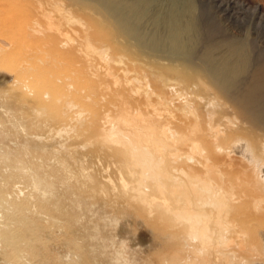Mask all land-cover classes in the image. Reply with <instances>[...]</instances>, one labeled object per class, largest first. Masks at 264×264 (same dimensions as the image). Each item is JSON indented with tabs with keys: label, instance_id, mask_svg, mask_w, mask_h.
<instances>
[{
	"label": "bare ground",
	"instance_id": "bare-ground-1",
	"mask_svg": "<svg viewBox=\"0 0 264 264\" xmlns=\"http://www.w3.org/2000/svg\"><path fill=\"white\" fill-rule=\"evenodd\" d=\"M66 1L68 9L67 2L65 8L61 2L53 6L55 17L44 2H37V16L21 10L10 18L0 17L1 28L23 27L26 37L48 39L49 45H54L55 30L61 39L54 42L65 50L55 54L67 56L56 59L47 53L35 66H10L16 58L8 61L7 56L15 52L20 57L24 51L17 48L21 43L0 35V65L11 67L10 81L42 101L54 102L62 111V122L69 121L70 128L88 136L87 142L94 138L117 151L131 178L120 173L122 186L131 188L129 198L169 220L189 251L211 255L217 250L220 264H232L231 254L236 257L233 264L263 259L253 248L255 235L264 237V199L253 186L252 174L233 171L230 134L241 127L250 131L256 157L264 164V59L250 64V54L237 41L204 42L198 48L195 20L184 17L192 0H171L157 17L159 0ZM23 6L21 0H0V13ZM95 16L109 27L122 50L121 78L107 69L99 74L102 66L97 68L93 56L111 49L94 43ZM220 48L225 52L218 53ZM149 52L166 53L167 61ZM63 65L65 71L59 70ZM44 73L49 77L37 81ZM6 195L3 191L0 198Z\"/></svg>",
	"mask_w": 264,
	"mask_h": 264
},
{
	"label": "rangeland",
	"instance_id": "rangeland-1",
	"mask_svg": "<svg viewBox=\"0 0 264 264\" xmlns=\"http://www.w3.org/2000/svg\"><path fill=\"white\" fill-rule=\"evenodd\" d=\"M52 1L47 4L46 0H21L26 8L6 10L7 13L4 10L0 17L10 18L15 12L26 10H32L30 12L37 16L40 14L37 2L45 3L49 15H54L53 6L61 1L54 0V5L49 7ZM63 1L61 6L66 5L67 1ZM192 2L191 9L184 11V17L188 20L193 16L195 20L198 48L204 42L206 46L210 41H213L210 44L237 41L243 43L250 54V64L263 61L264 0ZM158 3L154 16H160L161 9L165 11L171 6V0ZM66 6L68 9V2ZM110 21L108 18L107 22ZM91 23L96 36L94 43L107 44L111 49L103 48L93 56L99 63L97 68L102 66L99 74L103 75L107 69L121 78L124 68L117 40L97 16ZM16 28L9 25L0 29L1 36L23 47L17 48L24 51V55L19 57L14 52L7 56L8 61L16 58L13 64L7 63L10 66L27 67V63L35 66L47 53L56 59L67 58L63 53L55 54L59 49L65 51L59 42H54L61 39L55 30L52 46L48 39H39L40 42L34 36L26 37L28 31L24 32L23 27ZM63 28L70 30L66 25ZM217 50L225 52L223 48ZM149 55L164 63L165 56L168 57L166 53L159 56L149 52ZM3 67L0 65V195L7 192V198H0V264H220V253L212 250L214 247L211 255L196 249L189 251L182 234L169 226V220L158 217L155 212L149 213L145 205L129 198L131 188L122 186L120 173L128 181L131 178L117 151L94 138L87 142L88 136L81 131L77 133L75 127L70 128L69 121L62 122V111L54 102L42 101L21 85L12 83L11 67ZM66 67L63 65L59 70L65 71ZM40 75L37 81L41 83L49 77V73ZM241 128L230 134L235 150L232 169L240 175L252 174L253 186L264 199V164L256 157L252 134ZM255 240L253 250L263 259L251 256L250 264H264V237L258 233ZM232 248L234 244L230 242ZM229 257L232 264L236 263V257L232 254Z\"/></svg>",
	"mask_w": 264,
	"mask_h": 264
}]
</instances>
